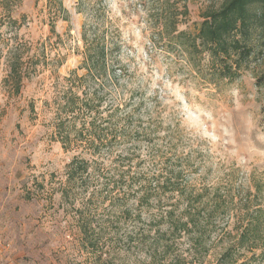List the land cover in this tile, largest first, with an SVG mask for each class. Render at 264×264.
Here are the masks:
<instances>
[{"label":"rangeland","instance_id":"374dc122","mask_svg":"<svg viewBox=\"0 0 264 264\" xmlns=\"http://www.w3.org/2000/svg\"><path fill=\"white\" fill-rule=\"evenodd\" d=\"M221 1L0 0V264H224L256 224L255 241L233 252L264 264L260 36L248 41L256 58L223 79L207 53L180 50L159 31L173 21L196 34ZM83 30L109 49L119 43L110 60L122 76L88 74ZM75 156L93 162L70 182ZM193 201L197 228L156 232L163 212L178 219Z\"/></svg>","mask_w":264,"mask_h":264},{"label":"trees","instance_id":"16d2710c","mask_svg":"<svg viewBox=\"0 0 264 264\" xmlns=\"http://www.w3.org/2000/svg\"><path fill=\"white\" fill-rule=\"evenodd\" d=\"M170 1L162 0L164 7L169 5V8H171ZM183 1L186 2L187 0ZM59 4L63 7V0H59ZM186 5L185 7L187 8ZM10 23L16 26L17 20L10 18ZM52 29L54 30V26H52ZM159 31L161 40H169L170 44L180 50L194 54L207 53L209 59L212 61L214 72H219L223 79H235L239 76L238 72L242 64L250 63L256 58L255 49L248 44V41L254 35H259L262 41L261 43L264 46V0H222L219 8L207 10L204 13L203 20L196 29V34L188 33L185 30L179 31L173 21L162 22ZM88 37V32L83 30L81 33V39L85 46L83 63L88 74H92L95 78H102L108 76L110 71L115 77L122 76L126 68L122 64L116 66L114 61L110 60V56L112 57L115 49L119 48V43L114 42V45L109 49L104 39L101 38L103 36L97 30L91 33V38ZM23 78L21 56H18L12 62L10 70V79L12 80L15 91H20ZM8 82H10L9 79ZM258 84L260 86L264 85V75L259 78ZM96 101L97 98L92 94L86 104L90 112L97 110L95 105ZM97 103H101V100H98ZM68 105L70 109H74L76 105L74 98L70 100ZM59 125H65L63 120ZM65 135L64 139L67 140L70 132L66 131ZM97 139H100V136ZM66 140H62L63 145L65 147L71 146L72 142ZM92 162L87 158L75 156L68 163V181H78L77 176L81 173L89 172ZM177 175V177L180 176L178 173ZM168 184L169 182L164 185ZM173 191L175 194H181L178 184L173 187ZM194 203V201L189 202L186 208L180 213L181 216L178 219L177 215H175V209L163 212L157 221L158 227L156 232L162 235L169 232L186 233L188 230L197 228L200 223L197 217L198 212L194 210ZM262 213L261 211L260 215ZM257 232L258 224L242 231L235 247L225 251L219 260L224 264H253L251 259L238 263L233 251H236L238 246L248 245L252 239V242L255 241L258 237ZM152 245L155 248H159L162 246V240H155ZM251 248L254 249L253 246Z\"/></svg>","mask_w":264,"mask_h":264}]
</instances>
